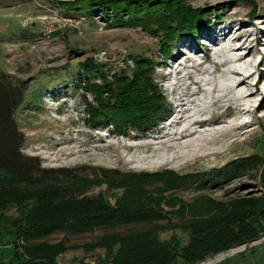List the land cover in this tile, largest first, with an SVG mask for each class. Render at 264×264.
I'll list each match as a JSON object with an SVG mask.
<instances>
[{
  "label": "rangeland",
  "instance_id": "obj_1",
  "mask_svg": "<svg viewBox=\"0 0 264 264\" xmlns=\"http://www.w3.org/2000/svg\"><path fill=\"white\" fill-rule=\"evenodd\" d=\"M60 1L0 0V87L17 100L13 108L10 101L0 105L3 150L9 146L14 152L13 161L7 159L11 170L0 167V190L13 191L21 201L20 216L11 201L2 206L0 218L12 226L26 221L31 212V224L57 223L47 236L16 240L21 260L28 262L24 252L41 255V245L54 251L59 244L63 251L53 256L55 264H143L148 259L149 264H168L173 247L185 257L175 264H264V106L247 112L244 136L206 159L195 155L171 163L136 164L135 157H148L151 148L148 139L133 138L160 131L173 101L166 88L176 82L173 93L181 91L190 82L186 74L201 79V67L195 65L223 45L234 57L246 53L247 70L256 71L246 80L252 87L255 75L264 74V0H186L191 9H201L207 26L194 37L177 38L168 57L159 51V36L135 27H109V16L104 20L99 13L69 16ZM221 34L228 36L223 39ZM134 59L151 60L152 82L163 95L166 113L151 127L120 133L107 122H91L93 94L85 85H99V74L106 81L127 75ZM86 60L96 66L89 78L77 69ZM259 84L264 93V78ZM259 97H253L252 106ZM74 145L101 151L67 156ZM164 171L189 180L171 191H161L159 182L133 194L121 187L125 177ZM95 200L106 210L139 202L159 217L124 224L107 223L110 217L103 224L88 222L89 229L82 221L76 224L82 229L75 225L73 231H62L75 222L79 208H89ZM207 200L211 203L205 205ZM238 200L244 201L246 211H229V204ZM257 202L263 203L261 209L253 207ZM208 218L210 222H200ZM1 229L0 263L7 264L12 249ZM211 240H217L215 251H208ZM32 263L41 262L30 259Z\"/></svg>",
  "mask_w": 264,
  "mask_h": 264
},
{
  "label": "trees",
  "instance_id": "obj_2",
  "mask_svg": "<svg viewBox=\"0 0 264 264\" xmlns=\"http://www.w3.org/2000/svg\"><path fill=\"white\" fill-rule=\"evenodd\" d=\"M58 5H60L69 16L73 13H79L87 17L92 13H99L104 20H107V16H109V20H107V26L109 27H135L142 32L146 31L150 33L151 36H159V51L161 55L167 57L170 56V45L173 44L177 38L186 35L194 37V35H197L200 31V28L204 25L207 26L208 21L200 8L191 9L190 4L186 3V0H64L60 1ZM133 61V68L127 75L119 73L118 76H113L112 80L106 81V78L103 77L102 74H99V85H85L86 89L93 94L92 100L94 101V105L89 106L90 110L88 111V117L91 122H97V124H106L107 122L113 132L120 133L127 128L136 130L146 129L151 127L158 118L162 117L166 111V102L157 85L152 82L151 70L153 64L151 60L134 59ZM77 65V69L80 70L81 75L85 78H89L88 76L90 73L94 72V68L96 69L95 64L91 63L90 60L78 62ZM2 83L3 81L0 80V86H4ZM6 87H8V85ZM18 91H21V87ZM19 95L17 98H19ZM12 97L13 95L10 94V90H5L0 87V105L5 106L4 104L10 101L8 104L13 108L17 100L12 99ZM1 118L2 116H0V119ZM2 134L3 132L0 131V167L1 170L5 172L12 168L10 166L12 164L8 166L9 163H7V159L9 160L10 158V160L13 161L14 152L9 146L7 148L8 150L5 148L3 150L4 144H2V140L6 139H4ZM8 152L9 155L7 154ZM216 177L218 179L220 175ZM123 179L124 180L120 184L121 187L124 188L125 193L128 194H133V192H137V190L143 191V189L150 187V184L158 182L162 185L161 191H171L177 189L180 183L189 180L187 176H176L168 171H164L162 174L157 175L139 173L136 174V176L129 177L128 179L125 177ZM210 183L213 184V180L210 181ZM0 184L2 185L4 183ZM15 196L16 195H14V192L11 190L9 192L7 190H0V211L3 205L11 203L12 201V203L18 206V214L20 216L21 206H19V203L21 201ZM96 200L93 201V206L89 208L86 206L79 208L78 211H76L77 213L75 212V222H70L68 224L69 226L67 225L68 227L64 228L62 231H73V226L81 224L82 221H86L87 227L85 228L89 229L92 228L90 227L92 225H88V222H92L93 225L97 223L103 224L101 222L106 221L105 219L110 217L111 219L107 223L113 221L122 224L128 221L130 223H138V221L151 222L153 219L159 217L158 212L152 208L142 207L139 202L133 203L127 201L128 203H124L122 207H117L116 210H106L103 209ZM208 203H211V201L207 200L205 205ZM229 205V211H234V213L246 211L244 201L238 200ZM262 206V202H257L255 205L253 204L254 208L261 209ZM28 214L26 221L15 223L12 226L9 221H5L6 219L0 218V227L3 228V230L0 228L2 231L1 234L7 238L12 249L6 263L29 264L30 259H32L33 262L40 261L41 263L39 264H55L53 256L55 253L63 251L59 244L55 245L54 251L51 249L53 247H47L44 244L41 245L44 251L41 255H36L38 258L32 251L24 252L23 256L28 259V262H26V260H21L18 249H16V240L26 241V239L47 236L54 232V225L57 224H54L55 221L47 224H45V221L31 224L33 213L29 212ZM209 220L208 218L200 222H208ZM5 222L9 223L8 229L4 228ZM208 226L211 225L205 227ZM210 236H212L213 239V234H210ZM209 247L208 251H215L217 248V240H211V245ZM170 254L172 257L168 264L182 263L185 260V257L181 256L174 247L171 249ZM144 257L147 259L148 254ZM156 257H159L158 254ZM148 260L143 262V264H149L150 261Z\"/></svg>",
  "mask_w": 264,
  "mask_h": 264
},
{
  "label": "bare ground",
  "instance_id": "obj_3",
  "mask_svg": "<svg viewBox=\"0 0 264 264\" xmlns=\"http://www.w3.org/2000/svg\"><path fill=\"white\" fill-rule=\"evenodd\" d=\"M220 36L225 38L228 34ZM185 48H189V45ZM227 48L226 45L218 50L215 48L216 51L205 60L206 62L201 61L195 65L201 67V79H196L192 75L187 76L188 74L185 73L184 77L190 82L181 91L178 92L176 89L177 91L173 93L175 89L173 90L172 87L176 82H173L172 87L166 88L169 95H173L171 115L156 134L133 137L134 140L148 139L149 143L146 145L151 148L148 157H135L136 164L171 163L195 155L206 159L208 155H218L232 142H237V139L244 136L248 124L244 120L247 112L264 106V93L259 84L264 74L255 75L254 83L250 88L246 80L256 71L247 70L246 53L234 57L232 53H228ZM220 58L223 60H218ZM204 64L207 65L206 69L202 66ZM172 74L173 72L170 76ZM257 94L261 96L260 101L252 106L253 97ZM59 140L63 141L64 138ZM72 142L74 141L71 140ZM91 149L101 151L95 146L89 150ZM89 150L74 145L66 155L78 156L87 154ZM63 151L64 148H61L59 153ZM128 162L131 160L128 159Z\"/></svg>",
  "mask_w": 264,
  "mask_h": 264
}]
</instances>
